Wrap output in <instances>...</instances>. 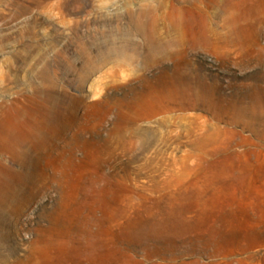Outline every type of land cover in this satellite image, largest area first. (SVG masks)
I'll return each mask as SVG.
<instances>
[{
	"label": "rangeland",
	"instance_id": "1",
	"mask_svg": "<svg viewBox=\"0 0 264 264\" xmlns=\"http://www.w3.org/2000/svg\"><path fill=\"white\" fill-rule=\"evenodd\" d=\"M0 72V264H264V0H0Z\"/></svg>",
	"mask_w": 264,
	"mask_h": 264
},
{
	"label": "bare ground",
	"instance_id": "2",
	"mask_svg": "<svg viewBox=\"0 0 264 264\" xmlns=\"http://www.w3.org/2000/svg\"><path fill=\"white\" fill-rule=\"evenodd\" d=\"M172 16V15H171ZM161 18V17H160ZM143 20H145L144 18H143ZM155 22V21H154ZM138 24V23H137ZM140 24V23H139ZM167 24V23H166ZM174 24V23H173ZM157 25V24H156ZM139 26V25H138ZM141 27V26H140ZM151 27V26H150ZM149 27V28H150ZM175 27V26H174ZM144 28V27H143ZM143 28H142V30H143ZM150 30H151V28H150ZM166 31V30H165ZM150 33V32H149ZM145 35V34H144ZM176 35V34H175ZM148 38V37H147ZM161 38V37H160ZM174 38H175V36H174ZM177 38V37H176ZM165 39V38H164ZM163 39V40H164ZM147 40V39H146ZM175 40V39H174ZM174 40H172V41H174ZM155 41V40H154ZM161 41V40H160ZM161 42H163V41H161ZM148 44V43H147ZM164 44V43H163ZM149 45V44H148ZM150 46V45H149ZM151 47V46H150ZM153 51V50H152ZM155 51V50H154ZM156 53V52H155ZM165 57V56H164ZM128 58H129V56H128ZM1 73V72H0ZM1 75V74H0ZM16 149V148H15ZM17 151V150H16ZM16 153V152H15Z\"/></svg>",
	"mask_w": 264,
	"mask_h": 264
}]
</instances>
